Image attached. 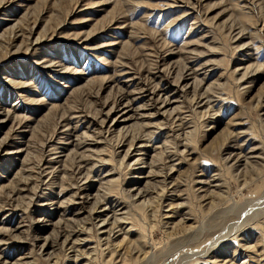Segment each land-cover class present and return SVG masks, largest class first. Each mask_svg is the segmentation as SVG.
Wrapping results in <instances>:
<instances>
[{
	"label": "rangeland",
	"instance_id": "374dc122",
	"mask_svg": "<svg viewBox=\"0 0 264 264\" xmlns=\"http://www.w3.org/2000/svg\"><path fill=\"white\" fill-rule=\"evenodd\" d=\"M0 42V264H264V0H0Z\"/></svg>",
	"mask_w": 264,
	"mask_h": 264
},
{
	"label": "bare ground",
	"instance_id": "6f19581e",
	"mask_svg": "<svg viewBox=\"0 0 264 264\" xmlns=\"http://www.w3.org/2000/svg\"><path fill=\"white\" fill-rule=\"evenodd\" d=\"M14 28H15V25H13L12 26V29H11V32L9 33V37H8V42H6L7 43V45H6V43L4 44L6 47H8V46H10V45H14L15 44V42H16V40L20 37V33L19 32H21L22 30H17V31H14ZM28 28V27H27ZM26 28V29H27ZM13 30V31H12ZM29 30V29H28ZM52 36V35H51ZM3 37L4 38H6V36L5 35H3ZM42 37H44L42 34L41 35H39V37H37L35 40H33V41H31V43H30V47H29V49L34 45V44H37V43H39V42H41L44 38H42ZM26 40L25 41H27V42H29V38H25ZM0 46H3L2 45V43L0 42ZM4 47V46H3ZM5 49V48H4ZM4 52H5V54H6V52H7V54H8V50L7 49H5L4 50ZM177 76L179 77V79H180V77H181V72L179 71L178 73H177ZM178 79V80H179ZM127 95V94H126ZM129 95V94H128ZM128 99H130V97L128 98ZM118 100V99H117ZM130 102V100H128V103ZM95 112V111H94ZM102 122H104V121H102ZM239 157V156H238ZM248 163V162H247ZM238 167V166H237ZM153 202V201H152ZM142 206V205H141ZM140 206V207H141ZM142 209H143V206L141 207ZM146 243V242H145Z\"/></svg>",
	"mask_w": 264,
	"mask_h": 264
}]
</instances>
